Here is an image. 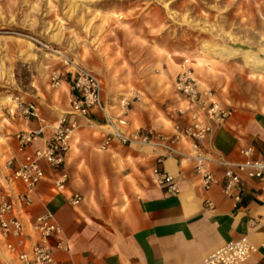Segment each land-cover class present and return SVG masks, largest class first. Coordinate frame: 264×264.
<instances>
[{
  "label": "rangeland",
  "instance_id": "obj_1",
  "mask_svg": "<svg viewBox=\"0 0 264 264\" xmlns=\"http://www.w3.org/2000/svg\"><path fill=\"white\" fill-rule=\"evenodd\" d=\"M64 58L144 115L173 114L185 59L232 109L264 112V70L250 65L264 62V0H0L1 190L24 108L60 98Z\"/></svg>",
  "mask_w": 264,
  "mask_h": 264
},
{
  "label": "crops",
  "instance_id": "obj_2",
  "mask_svg": "<svg viewBox=\"0 0 264 264\" xmlns=\"http://www.w3.org/2000/svg\"><path fill=\"white\" fill-rule=\"evenodd\" d=\"M105 88L102 82L103 99L110 112L116 114L122 97L108 94ZM173 89L177 103L173 114L151 111L144 115L142 107L131 103L133 106L126 116L128 131L153 128L170 133L181 102L174 82ZM59 92L60 98L53 97L50 104L39 102L38 116L25 117L20 129L42 128L47 137L51 125L63 116L75 125L62 167L67 175L66 190L62 193L51 190L55 173L43 164L46 177L36 186L33 203L25 208L23 215L27 223L45 211L54 214L69 245L68 251L54 250L55 261L200 264L207 254L230 240L247 236L257 246L264 242V192L257 179L240 174L243 190L240 201L236 202L223 191V166H212L217 183L203 190L192 164L180 163L181 158L176 154L165 158L160 167L177 180L180 191L165 195L150 175L160 148L127 146L113 139L106 150H99L109 130L103 118L98 114L90 118L73 114L67 83H62ZM214 93L218 101L228 105ZM43 142L40 139L33 147H40ZM247 146L254 149L252 159H264V112L233 109L225 126L212 133L205 147L230 163H238L243 160L239 150ZM178 149L182 153L191 152L187 143L178 144ZM73 193L82 196L75 206L68 200ZM206 199L212 202V208L205 207ZM0 264H18L5 254L2 244ZM242 264H264V250Z\"/></svg>",
  "mask_w": 264,
  "mask_h": 264
},
{
  "label": "built area",
  "instance_id": "obj_3",
  "mask_svg": "<svg viewBox=\"0 0 264 264\" xmlns=\"http://www.w3.org/2000/svg\"><path fill=\"white\" fill-rule=\"evenodd\" d=\"M63 61L67 68L61 74L53 73L52 85L57 87L63 82L67 83L72 94L70 104L73 114L86 118L98 114L103 118L109 130L99 150H106L113 139L127 146L160 148L150 175L165 195H176L180 191L177 180L160 167L165 158L176 154L181 158L180 163L192 164L203 190H209L217 183L212 166H223V191L234 201H240L241 198L242 173L257 179L264 192V159H252V146L239 150L243 160L238 163H230L222 155L206 149L208 138L216 129L225 126L233 109L218 101L211 88L201 86L187 65V59L183 61L174 80V88L181 102L176 109V119L170 133L157 132L153 128L129 132L126 119L129 100L122 98L119 112L111 113L103 99L102 81L98 75L68 58ZM24 113L37 117L38 109L30 103L25 106ZM74 128L75 125L63 116L51 125L47 137H44L42 128L18 130L14 134L16 154L7 162L12 166L11 176L6 188L0 189V239L5 254L16 259L18 264H62L55 261L53 252L55 249L69 250L63 229L51 211H45L27 223L23 215L25 208L33 203L36 186L46 177L43 164L55 173L51 190L55 193L66 190L67 175L62 172V167ZM40 139L44 140L43 145L33 147ZM180 143L189 144L191 152L182 153L178 149ZM13 185L18 187L14 188ZM68 200L75 206L82 201V196L73 193ZM204 205L212 208V202L208 199L204 200ZM260 250H264V242L257 246L247 236H242L220 245L207 254L200 264H242Z\"/></svg>",
  "mask_w": 264,
  "mask_h": 264
},
{
  "label": "bare ground",
  "instance_id": "obj_4",
  "mask_svg": "<svg viewBox=\"0 0 264 264\" xmlns=\"http://www.w3.org/2000/svg\"><path fill=\"white\" fill-rule=\"evenodd\" d=\"M251 67L253 68H259L261 70H264V62L260 60L253 61V59L250 62Z\"/></svg>",
  "mask_w": 264,
  "mask_h": 264
}]
</instances>
